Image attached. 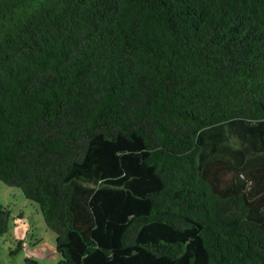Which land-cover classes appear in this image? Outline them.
Returning <instances> with one entry per match:
<instances>
[{"label": "trees", "instance_id": "16d2710c", "mask_svg": "<svg viewBox=\"0 0 264 264\" xmlns=\"http://www.w3.org/2000/svg\"><path fill=\"white\" fill-rule=\"evenodd\" d=\"M0 181L57 264H264V0H0Z\"/></svg>", "mask_w": 264, "mask_h": 264}, {"label": "rangeland", "instance_id": "374dc122", "mask_svg": "<svg viewBox=\"0 0 264 264\" xmlns=\"http://www.w3.org/2000/svg\"><path fill=\"white\" fill-rule=\"evenodd\" d=\"M0 202L11 210L10 230L0 237V264H25L26 258L41 264H57L61 256L39 204L27 199L19 188L2 181ZM18 240H24V246L13 254L11 251L17 248Z\"/></svg>", "mask_w": 264, "mask_h": 264}]
</instances>
